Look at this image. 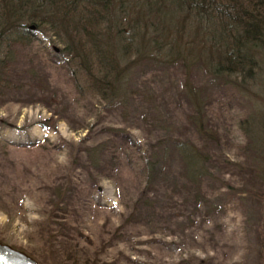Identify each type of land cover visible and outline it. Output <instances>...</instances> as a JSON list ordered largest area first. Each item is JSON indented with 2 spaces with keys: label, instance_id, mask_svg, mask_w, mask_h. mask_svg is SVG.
<instances>
[{
  "label": "rangeland",
  "instance_id": "obj_1",
  "mask_svg": "<svg viewBox=\"0 0 264 264\" xmlns=\"http://www.w3.org/2000/svg\"><path fill=\"white\" fill-rule=\"evenodd\" d=\"M8 49L16 86L0 96V243L37 264H258V252L264 258V196L250 176L244 128L264 91L241 92L198 62L149 61L127 78L126 109H109L51 34L3 53ZM186 81L214 139L190 121ZM48 119L52 127L42 128ZM172 140L204 153L207 174L198 183L185 179ZM97 144L102 170L90 167L84 152Z\"/></svg>",
  "mask_w": 264,
  "mask_h": 264
},
{
  "label": "trees",
  "instance_id": "obj_2",
  "mask_svg": "<svg viewBox=\"0 0 264 264\" xmlns=\"http://www.w3.org/2000/svg\"><path fill=\"white\" fill-rule=\"evenodd\" d=\"M37 33H49L61 43L60 52L76 64L88 91L109 109H126L127 78L149 61H181L186 67L198 62L209 76L241 92L264 91V0H0V96L16 86L9 78L10 51L2 48L27 46ZM185 88L193 105L191 123L203 137L214 139L203 125L197 90L188 81ZM259 101L257 116L245 120L244 128L250 176L262 185L264 196V100ZM52 123L48 119L40 126ZM102 147L84 148L94 169L102 170ZM169 147L178 152L189 183L207 174L201 150L173 140ZM146 167L152 174L154 164ZM70 254L67 258L76 262ZM260 255L258 264H264Z\"/></svg>",
  "mask_w": 264,
  "mask_h": 264
},
{
  "label": "water",
  "instance_id": "obj_3",
  "mask_svg": "<svg viewBox=\"0 0 264 264\" xmlns=\"http://www.w3.org/2000/svg\"><path fill=\"white\" fill-rule=\"evenodd\" d=\"M0 264H37L26 254L0 243Z\"/></svg>",
  "mask_w": 264,
  "mask_h": 264
}]
</instances>
